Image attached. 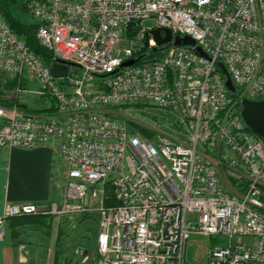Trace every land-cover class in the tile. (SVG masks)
I'll use <instances>...</instances> for the list:
<instances>
[{"label": "built area", "instance_id": "2783aa9c", "mask_svg": "<svg viewBox=\"0 0 264 264\" xmlns=\"http://www.w3.org/2000/svg\"><path fill=\"white\" fill-rule=\"evenodd\" d=\"M25 7L53 63L33 55L0 13V75L35 83L55 113L0 105V150L52 146L66 180L59 201L5 204L0 243L12 219L72 224L94 214L96 264H184L192 236L213 241L200 264H264V140L240 117L241 99L264 100V0ZM156 29L190 37L207 58L166 45L141 60L160 48L149 34ZM130 59L139 61L123 68ZM56 62L69 65L66 77L51 75ZM218 63L239 97L229 96ZM145 115L158 119L152 137L140 130Z\"/></svg>", "mask_w": 264, "mask_h": 264}, {"label": "crops", "instance_id": "0c3cea01", "mask_svg": "<svg viewBox=\"0 0 264 264\" xmlns=\"http://www.w3.org/2000/svg\"><path fill=\"white\" fill-rule=\"evenodd\" d=\"M6 78L7 82L0 89L10 90L9 93L13 95L7 96L0 92L2 102L17 106L28 116L55 113L47 99L35 93L38 90L35 83L24 77L20 80ZM40 104L46 106L38 110ZM65 180L66 168L60 164L52 146L0 150V215L5 204L59 201ZM25 218L12 219L6 223L0 243V264H52L48 259V250L52 245V233L55 232L54 243L61 234L60 226L55 230L53 219L49 220L51 218H46L49 223L43 219L36 221ZM54 222L60 224L66 221L54 219ZM97 233L96 225V236Z\"/></svg>", "mask_w": 264, "mask_h": 264}, {"label": "rangeland", "instance_id": "374dc122", "mask_svg": "<svg viewBox=\"0 0 264 264\" xmlns=\"http://www.w3.org/2000/svg\"><path fill=\"white\" fill-rule=\"evenodd\" d=\"M22 9V8H21ZM20 7L16 9V16L22 22L32 21L31 16L27 11L21 10ZM150 22H145V26H150ZM182 37V36H181ZM7 78L4 75H0V87L3 83L7 82ZM2 88V87H1ZM31 89H34L31 87ZM5 91V92H4ZM1 93L7 94V96H12V93H9L10 90L0 89ZM44 103V102H43ZM43 106L40 104L38 110L42 109ZM132 114L131 112H124V116ZM137 118V117H136ZM137 119L141 120L144 125L147 126V130L151 127H154V120L157 122L158 119H152L151 117L145 115L138 117ZM157 126V124H156ZM234 184H237V181H233ZM47 221L45 217L41 218ZM75 222L72 224L61 222L60 224L53 221V228L57 230V227L60 226V232L54 243L55 232L52 233V245L50 250H48L49 260L51 262H58L61 264H96L98 255L96 251V215L91 217H78ZM52 223V222H51ZM56 224V225H55ZM58 224V225H57ZM72 225V226H71ZM211 240L207 238H202L199 236H192L185 246L184 251V264H200L203 263L206 259V251L212 245ZM58 259V261H57Z\"/></svg>", "mask_w": 264, "mask_h": 264}, {"label": "water", "instance_id": "95a60500", "mask_svg": "<svg viewBox=\"0 0 264 264\" xmlns=\"http://www.w3.org/2000/svg\"><path fill=\"white\" fill-rule=\"evenodd\" d=\"M158 47L172 45L174 47H190L193 48V52L202 58H207V56L201 51L199 47H195V42L188 36L179 37L171 34L169 30L166 29H156L149 33ZM139 59H130L122 64V67H129L137 63ZM68 64L62 62H56L50 69V73L54 78H64L67 76ZM219 71L225 77V88L231 94L236 92L229 76L224 69L222 64H217ZM240 117L244 125L252 132L254 135L264 140V100L262 101H252L246 98L240 100Z\"/></svg>", "mask_w": 264, "mask_h": 264}, {"label": "trees", "instance_id": "16d2710c", "mask_svg": "<svg viewBox=\"0 0 264 264\" xmlns=\"http://www.w3.org/2000/svg\"><path fill=\"white\" fill-rule=\"evenodd\" d=\"M29 1L34 0H0V13L4 18L5 22L9 26V28L17 35V37L24 42L30 52L35 55L44 65L50 66L53 63V55L43 47H41L36 39V33L38 29V23L33 19L32 21L22 22L16 16V9L20 7L21 10L26 11L25 4ZM166 50V46L158 48L155 52L154 50L149 51L144 55L139 54L137 57L141 60L145 59H153L159 57V52ZM225 69V68H224ZM218 72L219 69H217ZM222 78L225 80L224 75L220 72ZM240 95V91L238 88L234 94L229 93V96L232 98H237ZM9 105L7 102H2L0 100V105ZM138 128V127H136ZM142 134L147 137H152L153 133L145 128H140ZM110 189L108 190V196H111ZM43 217H33V218H25L27 220L34 219L40 220ZM58 261V259H57ZM52 264H61L58 262H53Z\"/></svg>", "mask_w": 264, "mask_h": 264}]
</instances>
